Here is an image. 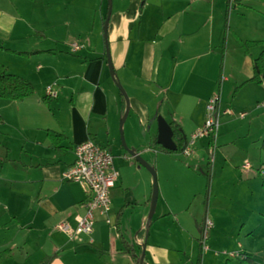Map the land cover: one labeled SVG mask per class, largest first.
Returning <instances> with one entry per match:
<instances>
[{"label": "crops", "instance_id": "1", "mask_svg": "<svg viewBox=\"0 0 264 264\" xmlns=\"http://www.w3.org/2000/svg\"><path fill=\"white\" fill-rule=\"evenodd\" d=\"M228 1L111 0L107 43L129 103L122 126L129 148L144 130L156 143L161 116L181 128L188 153H180L182 161L163 152L159 158L188 172L198 155L209 154L211 138L190 144V137L203 127L209 99L219 95V110L230 112L222 116L250 120L238 131L229 119L223 126L231 131L219 128L213 146L216 138L224 148L249 140L264 153V109L256 108L264 83L251 81L262 46L246 52L241 45L264 41V3ZM107 12L108 0H0V63L34 90L23 101L0 99V264H136L122 241L135 256L143 253L144 264H195L206 217L213 221L208 250L218 243L223 256L207 250L202 264H264L263 187L237 188L240 195L224 196L222 209L215 188H208L205 206L192 209L206 191L159 188L146 227L153 181L145 176L143 188L142 168L123 155L114 158L119 179L110 212L94 213L93 232L68 236L54 229L74 228L90 199L63 180L75 146L91 139L111 150L121 141L125 109L104 56ZM256 166L264 171V158ZM243 168L255 175L248 164Z\"/></svg>", "mask_w": 264, "mask_h": 264}, {"label": "rangeland", "instance_id": "2", "mask_svg": "<svg viewBox=\"0 0 264 264\" xmlns=\"http://www.w3.org/2000/svg\"><path fill=\"white\" fill-rule=\"evenodd\" d=\"M231 118L235 120L233 127L237 125L238 131L241 129L239 127H242V131L246 130L247 123L250 120L249 117L245 120L239 121L236 117L221 115L219 126L220 131H231L230 125L223 126ZM253 127L254 129L257 128V124L255 123ZM219 141L216 138L214 146L209 148L208 155L204 156L203 153L198 155L193 166L190 167L188 172L177 169L171 163H168V161L160 159L159 157L162 152L155 151L152 148L155 140H153L152 143L146 140V130L143 131V139H140L137 142V147L129 148L126 142L123 146L121 141H119V147L112 146L110 151L113 158L123 155L130 158V160L133 159L125 151V148H127L128 151L137 154L147 167L155 173L158 190L159 188H191V191L194 190L192 193H195V191L198 190H203V192H205L207 188H215L216 195L214 203L218 209H222L221 202H223L222 198L224 196L230 197L240 195L237 188H262L261 185L264 183V171H258L256 163L258 162V157L264 158V153L262 151V145L252 144L249 140L233 141V143L229 144V146L225 148L221 146V140ZM240 148L241 150H239ZM170 156H176L178 158L177 160H181L180 154H171ZM226 157L232 159L231 163H234L233 166L226 164ZM245 164L252 167V171L250 172L255 173L254 176L248 175V172H246L243 168ZM139 168H142L143 170V188H145L144 177L149 176L152 181V175L147 168L141 166ZM158 170L162 173L160 177L157 175ZM127 174L133 177L135 173L127 172ZM205 195L203 194L202 201H200V198L198 197L194 203L191 202L190 208H196L197 205L200 208V205L202 204L205 206ZM212 228L208 233L209 238L211 236ZM207 244L210 245V241H207ZM222 251L223 250L220 249V244L218 243L212 247L210 251L208 250L210 256L214 255L218 258L223 256Z\"/></svg>", "mask_w": 264, "mask_h": 264}, {"label": "built area", "instance_id": "3", "mask_svg": "<svg viewBox=\"0 0 264 264\" xmlns=\"http://www.w3.org/2000/svg\"><path fill=\"white\" fill-rule=\"evenodd\" d=\"M233 2L234 0H229V3ZM72 48L74 50L79 49L76 44H73ZM46 93L48 96H55L51 86L46 88ZM219 105V95H214L209 99L203 127L191 135L190 144L201 138H211L214 141L220 126L221 115L230 114L229 111L221 112ZM256 108L264 109V101L258 103ZM246 115V113H241L239 117L244 118ZM184 153L187 154L188 150L186 149ZM118 179L119 173L114 167V158L110 149L98 145L91 139L76 145L74 148V162L64 172L63 180L80 185L89 193L90 199L83 206L84 214L75 218L76 226L74 228L68 224H58L54 229L68 236H89L93 232L95 224L94 213L98 211L100 214L107 216L110 212V193L115 188ZM212 227V221L206 217L199 240L203 253L208 250V233ZM241 258L244 259L245 257L242 256Z\"/></svg>", "mask_w": 264, "mask_h": 264}, {"label": "trees", "instance_id": "4", "mask_svg": "<svg viewBox=\"0 0 264 264\" xmlns=\"http://www.w3.org/2000/svg\"><path fill=\"white\" fill-rule=\"evenodd\" d=\"M13 1V0H11ZM241 0H234V3H239ZM260 1L264 3V0H255ZM229 2V1H228ZM229 4V3H228ZM243 49L247 52L250 48L256 47V46H262V50L259 54V56L253 60V78L251 81L262 84L264 83V41L262 42H244L241 43ZM108 46V43H107ZM22 55L23 53H17ZM105 59L107 60L106 56V49H105ZM33 87L32 85L15 75H12L8 72L7 68L3 66L0 63V99L7 100V101H23L27 98H29L33 94ZM121 94V93H120ZM122 100H123V107L125 109V100L123 95L121 94ZM169 126L171 127V130L173 132V141L176 144V151L170 152L167 150H164L156 143L153 144L152 148L155 151H160L166 154H180L184 153L185 150L188 148V141L181 130V128L176 125L175 123H169ZM51 139H54V136L49 134ZM211 141V147L213 146V139ZM264 189V185L262 186ZM207 192L208 188L206 189V195L205 198L207 200ZM145 232V231H144ZM122 244L124 246L125 252L129 254L136 264H140L141 255L139 257L135 256L133 254V248L128 246L125 242L122 241ZM202 248L199 247V253L196 258L195 264H202ZM47 264V263H45ZM141 264H144L143 262Z\"/></svg>", "mask_w": 264, "mask_h": 264}, {"label": "water", "instance_id": "5", "mask_svg": "<svg viewBox=\"0 0 264 264\" xmlns=\"http://www.w3.org/2000/svg\"><path fill=\"white\" fill-rule=\"evenodd\" d=\"M110 12H111V0H108V12H107V17H106V20H105L104 26H103V37H104V42H105L107 63H108L110 76L114 80L117 88L119 89V92L123 95L124 100H125V105H126L125 112L123 114V117L120 121V126H119L121 142H122V145L124 146L125 144L123 141L122 126H123V123H124V121L128 115L129 103H128V99H127V96H126L123 88L118 83V81L115 79V72L113 70V67L111 65L110 58H109V50H108V46H107V25H108V21H109V17H110ZM156 123H157L156 144L159 145L164 150H167L170 152L176 151L177 147L173 141V132H172L169 124L161 116L157 117ZM125 151L130 155V157L137 164H139L141 167L147 168V170H149V172L152 175V181H153L152 196H151L150 212H149V216H148V220H147V224H146V227H148V225H149V223L153 217V213H154L155 206L157 203V198H158V188H157V183H156V175L150 168L147 167V165L143 162V160L137 154H134V153L128 151L127 148H125ZM142 262H143V253L141 255L140 264Z\"/></svg>", "mask_w": 264, "mask_h": 264}]
</instances>
